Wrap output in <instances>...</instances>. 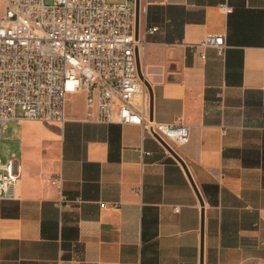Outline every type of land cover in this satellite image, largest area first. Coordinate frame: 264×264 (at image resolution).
Returning a JSON list of instances; mask_svg holds the SVG:
<instances>
[{"label":"crops","instance_id":"0c3cea01","mask_svg":"<svg viewBox=\"0 0 264 264\" xmlns=\"http://www.w3.org/2000/svg\"><path fill=\"white\" fill-rule=\"evenodd\" d=\"M208 33L225 35L223 55L191 46ZM138 36L148 117L188 126L173 148L204 205L155 134L84 120L80 93L63 122L2 130L21 174L0 197V264H200L202 207V264H264V0H140Z\"/></svg>","mask_w":264,"mask_h":264},{"label":"built area","instance_id":"2783aa9c","mask_svg":"<svg viewBox=\"0 0 264 264\" xmlns=\"http://www.w3.org/2000/svg\"><path fill=\"white\" fill-rule=\"evenodd\" d=\"M219 7L232 9L226 1ZM145 42L135 36V0H0V138L12 120L63 122L68 95L81 93L84 120L143 124L172 147L188 141L186 124L148 117L135 53ZM191 46H212L223 55L225 35L208 33ZM20 174L14 153L0 157V197H13ZM51 181L60 186L62 176ZM70 201L62 195L58 203Z\"/></svg>","mask_w":264,"mask_h":264},{"label":"water","instance_id":"95a60500","mask_svg":"<svg viewBox=\"0 0 264 264\" xmlns=\"http://www.w3.org/2000/svg\"><path fill=\"white\" fill-rule=\"evenodd\" d=\"M139 12H140V0H135V36L138 37V20H139ZM136 53V59H137V66H138V70H139V74H140V77L141 79L144 81L146 87H147V90H148V94H149V114H150V117H152V108H153V93H152V89H151V86L149 84V82L143 77V75L141 74V70H140V61H139V52H138V49H136L135 51ZM155 136L160 140V142L167 148L168 151H170L180 162L181 164L183 165L188 177H189V180L200 200V203L201 205L203 206L204 205V202H203V199H202V196L200 194V191H199V188L196 184V182L194 181L188 167H187V164L186 162L183 160V158L176 152V150L170 146L168 143H166L164 140H162L157 134H155ZM203 215H204V209L202 207L201 209V217H202V223H201V254H200V264L203 263V254H202V235H203Z\"/></svg>","mask_w":264,"mask_h":264},{"label":"rangeland","instance_id":"374dc122","mask_svg":"<svg viewBox=\"0 0 264 264\" xmlns=\"http://www.w3.org/2000/svg\"><path fill=\"white\" fill-rule=\"evenodd\" d=\"M47 3H50L52 0H45ZM78 96V94H71V95H68L67 97V105L68 103H71V100H75V98ZM2 145H1V142H0V155H2Z\"/></svg>","mask_w":264,"mask_h":264}]
</instances>
